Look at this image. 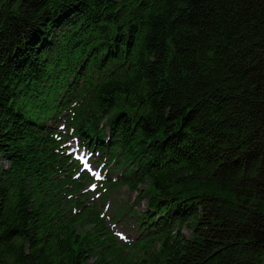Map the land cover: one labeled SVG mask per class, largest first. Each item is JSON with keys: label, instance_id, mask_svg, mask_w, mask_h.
Segmentation results:
<instances>
[{"label": "trees", "instance_id": "trees-1", "mask_svg": "<svg viewBox=\"0 0 264 264\" xmlns=\"http://www.w3.org/2000/svg\"><path fill=\"white\" fill-rule=\"evenodd\" d=\"M0 264H264V0H0Z\"/></svg>", "mask_w": 264, "mask_h": 264}, {"label": "rangeland", "instance_id": "rangeland-1", "mask_svg": "<svg viewBox=\"0 0 264 264\" xmlns=\"http://www.w3.org/2000/svg\"><path fill=\"white\" fill-rule=\"evenodd\" d=\"M72 149L71 155L76 157L78 161L86 159V163L90 166V174L93 172L100 173L101 179L108 177L104 175L103 171L98 166L92 163V157L83 149H77L76 142L70 143ZM3 164H5L3 162ZM110 173V172H109ZM108 173V174H109ZM93 177V175H92ZM113 177H116L113 175ZM96 182V181H94ZM92 194L90 195V203L96 207L99 217H102L103 221L107 224L115 238L124 246H127L135 240L137 234L132 227V215L139 210H145V201L138 202L136 199L137 194L130 192L127 186H123L116 191L103 193L99 184L93 183L90 186ZM108 196L104 198V195ZM119 210L126 211V215H116Z\"/></svg>", "mask_w": 264, "mask_h": 264}]
</instances>
